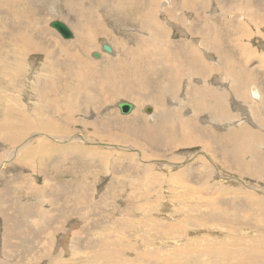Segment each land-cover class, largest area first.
I'll return each mask as SVG.
<instances>
[{
    "label": "rangeland",
    "instance_id": "obj_1",
    "mask_svg": "<svg viewBox=\"0 0 264 264\" xmlns=\"http://www.w3.org/2000/svg\"><path fill=\"white\" fill-rule=\"evenodd\" d=\"M3 1L9 9L0 8V51L7 53L0 68V264H264V159L254 161L264 155V0H114L120 10L111 16L94 4L100 0H79L80 17L67 18L51 10L53 0H17L16 8ZM131 4L139 11L152 8L148 21L160 27L140 28ZM89 8V25L95 19L103 32L97 28L85 39ZM55 19L71 27L72 38L50 27ZM27 22L34 23L32 31ZM77 33L83 43L74 44ZM17 34L31 37L37 50L24 55L15 48L11 36ZM198 37L206 51L193 44ZM40 40L52 55L46 56ZM101 42L113 51L101 49ZM218 45L226 46L222 60L213 51ZM141 46L149 48V58L139 55ZM128 47L135 59L122 55ZM91 48L100 58L86 55ZM191 51L198 54L196 63ZM157 56L168 68L155 65ZM80 59L95 71L89 81L82 79L79 93L72 85L63 92L69 83L65 61ZM177 72L175 85L170 81ZM218 77L226 88L214 84ZM39 82L44 89L36 98ZM109 88L128 92L107 100ZM83 92L97 96L95 109L79 100ZM68 97L70 114L63 104ZM234 98L243 111H234ZM41 100L62 109L54 115L49 108L38 111ZM119 101L133 103L134 111L121 113ZM218 101L230 109L232 121L214 123ZM124 119L128 128L121 127ZM157 132L161 147L148 142ZM233 146L242 171L233 156L223 155Z\"/></svg>",
    "mask_w": 264,
    "mask_h": 264
},
{
    "label": "bare ground",
    "instance_id": "obj_2",
    "mask_svg": "<svg viewBox=\"0 0 264 264\" xmlns=\"http://www.w3.org/2000/svg\"><path fill=\"white\" fill-rule=\"evenodd\" d=\"M7 1V0H6ZM10 1H12V6H14V8H16L17 7V3H18V1L17 0H10ZM9 1V2H10ZM92 1V0H91ZM95 1V0H94ZM38 3V2H37ZM78 3H79V0H53L52 1V5H55V8H56V11H59V5H62L63 7H64V9H65V13H66V15L64 16V18H67V15H77L78 17H80V14H79V8H78ZM89 3V2H88ZM6 4V3H5ZM5 4H4V1H3V3H0V8L4 5V7H7V5L5 6ZM81 4V3H80ZM96 6H100V4H101V1L98 3H94ZM103 5L105 6V3H103ZM91 6H92V3H91ZM9 7V6H8ZM7 7V8H8ZM24 7V6H23ZM79 7H81V6H79ZM86 7V6H85ZM13 7H12V9L11 10H13L14 9ZM2 9V8H1ZM9 9V8H8ZM18 9V8H17ZM21 9V8H20ZM10 10V11H11ZM15 10V9H14ZM22 10V9H21ZM21 10H20V12H21ZM93 10L94 9H92V8H89L88 9V11H86V16L85 15H83V16H85L83 19L85 20V22L83 23V25H88L86 28H84L83 30H82V35H83V37L85 38V39H89V38H91V36L95 33V31H97V28H99V30H98V32H100V33H102L103 32V25L102 24H100V23H98V22H94L95 21V19L93 20V23H91L90 25H89V23H90V20L92 19V18H94L93 17ZM0 11H2V10H0ZM7 11V10H6ZM5 11V13H7L8 14V12H6ZM16 11H18V10H16ZM15 11V12H16ZM26 11V10H25ZM70 11V12H69ZM83 11V10H82ZM106 13H107V15H110V14H112V13H114V15H115V13H116V11L114 10V9H111V8H109V9H107V10H104ZM13 12V11H12ZM85 13V12H84ZM89 13V14H88ZM97 13V12H96ZM9 15V14H8ZM7 15V16H8ZM97 15H99L98 13H97ZM102 15V14H101ZM16 16H21V14L20 13H16ZM15 16V14H14V18L16 17ZM100 16V15H99ZM111 16V15H110ZM117 16V15H116ZM103 17V16H102ZM178 17V16H177ZM213 17V16H212ZM263 17H264V14H261V16H260V21H264V19H263ZM13 18V17H12ZM108 18V17H107ZM115 18V17H114ZM16 19V18H15ZM98 19V18H97ZM113 19V18H112ZM116 19V18H115ZM259 19V18H258ZM99 20V19H98ZM105 20V19H104ZM114 20V19H113ZM167 20V19H166ZM10 21H11V19H10ZM19 21V20H18ZM92 21V20H91ZM99 21H101V20H99ZM115 21V20H114ZM232 21V20H231ZM6 22V21H5ZM32 22V21H31ZM169 22V21H168ZM167 22V23H168ZM240 21H238V23H239ZM26 23V22H25ZM25 23H24V25L23 26H25ZM28 23V25H27V27H28V29L30 30V29H32V28H35V27H31V26H33L34 25V23H33V25L31 24H29L30 22H27ZM96 25H95V24ZM232 23V22H231ZM230 23V24H231ZM244 23V22H243ZM258 23V22H257ZM13 24V23H12ZM16 24V23H15ZM15 24H14V26H15ZM50 24V23H49ZM171 23H169V25H170ZM247 24V23H246ZM18 25H20V24H18ZM239 25H241L240 23H239ZM22 26V27H23ZM91 26H93V29H90V27ZM244 26V25H243ZM11 27V26H10ZM21 27V26H20ZM25 28V27H24ZM244 29H245V27H243ZM21 29V28H20ZM114 29V31H116V33L117 32H121L122 30V28L121 27H114L113 28ZM182 29V28H181ZM203 29V28H202ZM35 30V29H34ZM34 30H33V32H34ZM20 31V30H19ZM30 31H32V30H30ZM38 31H42V29L41 28H38V30H37V27H36V32H38ZM196 32V31H195ZM203 32V31H202ZM208 32V31H207ZM244 32H245V30H244ZM31 33V32H30ZM30 33H29V35H30ZM204 33H206V32H204ZM39 34V33H38ZM186 34V33H185ZM11 35V34H10ZM41 35V34H40ZM96 35V34H95ZM16 36H18L20 39H19V41H18V39H17V37ZM72 36H73V34H72ZM72 38V37H71ZM264 38V37H263ZM11 39H12V43L14 42V44H15V48H17V49H19L20 48V50H24V52H25V54L24 55H29V54H31V52L33 51V50H37V48H36V45H35V42L34 41H32V38L31 37H29V36H27V35H25V36H20V35H14L13 36V38H12V36H11ZM45 41H46V39H44ZM44 40H43V42H42V40H40L41 41V43L44 45V44H46V45H48V42H44ZM69 40V39H68ZM261 40H262V38H261ZM21 41H22V45H21V47H18L17 45H19L20 43H21ZM83 41H84V39L83 38H79V36H78V33H77V37L75 38V40H74V44L75 43H83ZM259 41V40H258ZM11 42V41H10ZM194 42H195V45L196 46H198L199 48H203L204 49V51H206V49L204 48V47H202L201 46V42H200V38H198V39H196V40H194ZM64 43V42H63ZM264 43V42H263ZM7 44H9V43H7ZM11 44V43H10ZM38 44V43H37ZM86 44V43H85ZM78 45V44H77ZM260 45V44H259ZM66 46H68V44H67V42H66ZM82 46V45H81ZM80 46V47H81ZM84 46V45H83ZM264 46V45H263ZM8 47V46H7ZM177 47V46H176ZM195 47V46H194ZM84 47H82V48H80V50H82ZM66 49V48H65ZM70 49V48H69ZM74 49V48H73ZM101 49H105V50H107L108 51V53L110 54L112 51H113V49H112V47H110V46H108L107 45V43H103V42H101ZM5 49H3L2 51H0V53H2L3 51H4ZM39 50H41V49H39ZM175 50V49H174ZM170 51V50H169ZM204 51H203V53H204ZM88 53L90 52V50H88L87 51ZM172 52V51H171ZM170 52V53H171ZM173 53V52H172ZM176 53V52H175ZM116 54V53H115ZM114 54V55H115ZM174 54V53H173ZM47 55V54H46ZM169 55V54H168ZM175 55V54H174ZM204 55V54H203ZM205 55H206V57H209L208 55H209V53H207V52H205ZM76 55L75 54H72V57H75ZM117 56V55H116ZM52 57V56H51ZM71 57V58H72ZM93 57H95V58H98L99 57V54L98 53H93ZM210 58V57H209ZM211 59V58H210ZM63 61V60H62ZM15 62V61H14ZM66 62V64L68 65V66H66L67 68H66V74H65V76H66V78H67V80L69 81V83H68V85L67 86H65V87H63V89H62V91L63 92H65V91H67V90H70L71 91V88H69L68 86H71L72 85V90L74 89V90H76V91H78L77 93H79V91H82L83 90V87H82V79L84 78V77H86L87 76V81H89V79H90V77L92 76L90 73L92 72V71H95L93 68H91V67H87L86 66V62L84 61V60H82L81 59V63H80V65H81V71L80 72H72V70L75 68V63L77 62H75V63H71V62H67V61H65ZM29 63V62H28ZM61 65V64H60ZM97 65V64H96ZM31 66V65H30ZM33 70H35V69H33ZM141 72V71H140ZM240 72V71H239ZM99 73H101V72H99ZM60 75V74H59ZM139 75V74H138ZM230 75V74H229ZM139 77V76H138ZM60 78V77H59ZM70 79V80H69ZM134 79V78H133ZM243 79V78H242ZM76 80V81H75ZM245 80V79H244ZM40 81H41V79H40ZM46 81V80H45ZM49 81V80H48ZM42 83H44V82H39V84H40V86H38V87H43V84ZM66 83V82H65ZM65 83H64V85H65ZM89 83V82H88ZM126 83H127V80H126ZM220 83H224L225 85H227L226 84V81H224V82H221L220 81ZM50 84H51V82H50ZM84 84V83H83ZM128 84H129V82H128ZM127 84V85H128ZM46 85H49V84H47L46 83ZM59 85V84H58ZM63 85V86H64ZM223 85V84H222ZM37 86V85H36ZM54 86V85H53ZM85 86V85H84ZM186 86H187V84H186ZM252 86V85H251ZM86 87H87V85H86ZM255 87V86H254ZM258 87V86H257ZM92 88V87H91ZM143 88V87H142ZM251 88V87H250ZM93 89H94V87H93ZM139 89V88H138ZM257 89V88H256ZM51 90H53L52 89V87H51V89L49 90V91H51ZM142 89H140V91H141ZM40 91H42L43 92V90H40ZM40 91L38 92V94L40 93ZM45 91V90H44ZM97 91H99V87H98V90ZM143 91V90H142ZM145 91V90H144ZM218 91V90H217ZM251 91V94H252V97L255 99V100H258L259 101V94H258V92H257V90H255V88H252V90H250ZM58 92H59V90H58ZM62 92V93H63ZM100 92V91H99ZM73 93V92H72ZM84 93V92H83ZM81 94V96H80V101H86V102H89V103H91L92 105H94V108L96 107V104H97V102H96V100H95V94H91V96L92 97H90V96H85L84 94ZM92 93V92H91ZM250 93V92H249ZM65 94H67V93H65ZM251 94H250V96H251ZM42 94L40 93L39 94V97L41 96ZM156 95V94H155ZM55 96H56V94H55ZM123 96H125V95H123ZM51 97V96H50ZM63 97L65 98V96H64V93H63ZM77 97V94L75 95V98ZM150 98L148 99V100H150L151 99V94H150V96H149ZM152 97H153V95H152ZM56 98V97H55ZM58 98H59V96H58ZM64 98H63V100H64ZM123 98V97H122ZM69 99V97L67 98V99H65L64 101H63V104H65L68 108H70V111H69V113L68 114H70V112L72 111V110H74V106L72 105V104H67V103H65V101H67ZM59 100H61V99H59ZM147 100V101H148ZM155 100V99H154ZM47 100H45V102H43L42 100H41V104L39 105V108L40 109H43V110H48V108H49V110L51 109V114L52 115H54V114H56V113H58L59 112V110L60 109H62L61 108V104L60 105H58V107L60 108V109H58L57 107H56V105H48V103L46 102ZM56 101H58V100H56ZM77 102V101H76ZM119 102H121V101H119ZM118 102V103H119ZM127 102V101H126ZM80 103V102H79ZM118 103H117V107H118ZM153 103V102H152ZM151 103V104H152ZM150 104V105H151ZM154 105V104H153ZM141 106V105H140ZM148 107V106H147ZM119 108V107H118ZM146 108V107H145ZM144 107H143V110L145 109ZM153 109H155V112L157 111V107L155 106H153L152 107ZM78 109V108H77ZM76 109V110H77ZM134 109L135 108H133L132 110H131V112H133L134 111ZM68 111V110H67ZM154 111V110H153ZM54 112V113H53ZM75 113V111L73 112V114ZM152 113V112H151ZM106 114V113H105ZM127 114V113H126ZM132 114V113H131ZM131 114H129L130 116H131ZM147 115V114H146ZM6 116H8V114L6 115ZM16 116V115H15ZM20 116H24L25 117V115L24 114H20ZM69 116V115H68ZM150 116V115H149ZM19 117V116H18ZM20 118V119H18V120H21V123H23L24 122V119L23 118ZM56 117V116H55ZM70 117V116H69ZM8 119H9V117H8ZM14 119V118H13ZM11 120V119H10ZM27 120V119H26ZM137 120V119H136ZM16 121V120H15ZM125 121V120H124ZM105 123V122H104ZM8 125V124H7ZM54 125V124H53ZM111 125V124H110ZM113 125L114 124H112V127H113ZM55 126V125H54ZM50 127V126H49ZM56 128H58L57 126H55ZM14 129V128H13ZM24 129V128H23ZM50 129V128H49ZM59 129V128H58ZM51 130V129H50ZM262 131H264L263 129H262ZM9 132V131H8ZM12 133V132H11ZM6 134V133H5ZM8 134V133H7ZM160 133H158L157 132V138H156V142H152V143H156V144H159V145H161L162 144V140H161V138H159V137H161L160 135H159ZM6 137H8L9 138V134L6 136ZM14 138H18L17 137V135L14 137ZM23 138H25V137H23ZM9 139H13V135H11L10 134V138ZM77 140V139H76ZM6 141V140H5ZM246 141V140H245ZM63 146H65V145H63ZM18 146H16V147H9L7 150H9V151H12V150H14L15 148H17ZM68 148H70V146H68V147H66L65 149H68ZM257 158H260V156L259 157H257ZM263 173H262V177H263ZM262 251V250H261ZM260 253V252H259ZM226 255H228V254H226ZM228 258V257H227ZM253 258V257H252ZM156 259V258H155ZM154 259V260H155ZM170 259V258H169ZM157 260V259H156ZM254 260V259H253ZM167 263H170V262H165L164 264H167ZM16 264V263H15ZM176 264V263H175ZM178 264V263H177ZM224 264H228V263H224Z\"/></svg>",
    "mask_w": 264,
    "mask_h": 264
},
{
    "label": "crops",
    "instance_id": "obj_3",
    "mask_svg": "<svg viewBox=\"0 0 264 264\" xmlns=\"http://www.w3.org/2000/svg\"><path fill=\"white\" fill-rule=\"evenodd\" d=\"M101 1V4H100V6H97L98 8H101L102 10H107V9H109V8H111V9H114L116 12H118L119 10H120V7H119V5H118V3H116V2H114V0H112V1H110V0H105V6L103 5V0H100ZM192 1H194V0H192ZM191 1V2H192ZM126 0H125V4H126ZM133 2H134V0H133ZM195 2V1H194ZM194 2H192V3H194ZM97 3V2H96ZM198 3V2H197ZM115 4H117V5H115ZM120 4V3H119ZM134 5V4H133ZM133 5L131 4L130 5V11L132 12V14H134V16H133V19H134V21L137 23V25L140 27V28H148V29H156V28H158V27H160V25L161 24H158V25H156L155 24V22L154 21H148V20H150V16H152L153 15V12H155L152 8H150V9H147V10H143V11H139V9L138 8H133ZM52 7H54V9H51L52 11H55V12H63L64 11V16L66 15V13H65V9H64V7L62 6V5H59V11H56V8H55V5H52ZM127 7V6H126ZM136 11H138V12H136ZM70 12V11H69ZM79 13H80V15L82 14V11L81 10H79ZM136 13H137V15H136ZM181 16L183 15V14H180ZM65 23V22H64ZM67 24V23H66ZM68 25V24H67ZM68 27L71 29V27L68 25ZM120 27V26H119ZM230 28V27H229ZM184 29V28H183ZM140 30V29H139ZM185 30V29H184ZM231 30H232V27H231ZM230 30V31H231ZM71 31L73 32V30L71 29ZM160 32L161 33H163V31H162V29L160 28ZM151 33H153L156 37H158L159 38V36H160V34L158 33V32H152V30H151ZM231 33H232V31H231ZM195 35V34H194ZM199 38V37H198ZM51 39H53V38H51ZM148 40H146V43L148 44V42H147ZM194 41V40H193ZM200 42H202L201 41V37H200ZM237 43V42H236ZM193 44H195V42H193ZM21 45H22V42L19 44V46L18 47H21ZM197 45V44H196ZM45 46H47V47H49V45H46V44H44L43 45V49H44V51H45V54H49L48 56H50V55H52L53 54V52H51V51H49L48 52V48L47 47H45ZM112 47V46H111ZM226 47V46H225ZM225 47H222V46H220V45H218V46H216V48L215 49H213V51H215V53L216 54H221V55H218L220 58V60H222L223 59V57H225V56H227V55H223V51L225 50V52H227V50H226V48ZM242 47V45H240L239 43H237V48L238 49H240ZM136 48V47H135ZM139 49L137 50V52L139 53V55H150V51H147V50H149V48H147V47H144L143 48V46H141V47H138ZM147 49V50H146ZM193 49V48H192ZM90 50V52L92 53H97L96 52V50H93L92 48L91 49H89ZM195 50V49H194ZM42 51V50H41ZM81 52H83L84 53V48L81 50ZM89 52V53H90ZM88 52H86V55H88L89 54ZM2 54H3V52L2 53H0V59H1V62H0V68H2L3 69V63H6V59H7V55H5V54H7L6 52L3 54V58H2ZM80 54L81 53H79L78 54V60H79V58H80ZM85 54V53H84ZM115 54V53H114ZM46 55V56H47ZM122 55L123 56H125L126 57V59L127 58H131V59H135V51H130L129 50V47L128 48H125V49H123V51H122ZM149 55L147 56V58H149ZM188 55H189V57L193 60V62H195L196 63V61H197V58H198V54L196 53V52H194V51H191L190 53H188ZM86 58V57H85ZM99 58H100V55H99ZM155 59V61H154V63H155V65H156V63L157 62H159V63H161L165 68H168L167 67V65H165V64H163L162 62H161V58L159 57V56H157L156 58H154ZM77 60V62L75 63V68L72 70V72H80L81 71V65H80V63H81V61H78ZM81 60V59H80ZM14 61H16V59H14ZM78 62H79V65H77L78 64ZM101 63V62H100ZM187 63L188 64H186L185 66H186V72H188L187 74H189V75H192L193 73H194V70H193V65L191 64V62L190 61H187ZM184 64V63H183ZM183 64L181 65H179V67H182L183 68ZM192 65V69H190V67L189 66H191ZM86 66L88 67V63H86ZM223 66V65H222ZM91 68H93V67H91ZM200 68V67H199ZM94 69V68H93ZM201 70H204V69H202V68H200ZM101 70V73H102V69H100ZM198 73H199V75L200 76H202V77H206V74H205V72H204V74H203V72L202 71H197ZM183 74V73H182ZM179 77H180V74H178V72L177 73H175L174 74V77H173V79H172V81H170V82H172V83H174L175 85L177 84V82H178V80H179ZM222 77V76H221ZM221 77H218V78H216L215 79V81H214V84H217L219 87H221V88H226V86L227 85H225L224 83H220V81L221 82H224L223 81V79H221ZM224 78V77H223ZM239 82V81H238ZM125 84H126V82H125ZM223 84V85H222ZM44 88L43 87H36V91H35V93H34V96L36 97V98H39V94H38V92L40 91V90H43ZM115 88H109V91L108 92H106L107 93V95H106V98H107V100H111V98L112 99H116L118 96H121V93H123V92H128V90L126 91V90H124V89H118V92H117V89L116 90H114ZM169 90H171V89H169ZM115 91V92H114ZM120 91V92H119ZM2 94V93H1ZM85 96H90V97H92L91 96V94H87V93H83ZM221 92H217V91H212L211 92V95H213L214 96V98L215 99H219L220 98V96H221ZM2 96H6V93H4ZM95 98V100H96V102H97V104H98V100H97V96H95L94 97ZM158 98V97H157ZM158 100V99H157ZM235 100V101H234ZM159 101V100H158ZM83 103L85 104V108H87V107H89V106H92V104L91 103H89V102H86V101H83ZM118 103V102H117ZM117 103H116V106H117ZM97 104H96V107H97ZM39 105L40 104H36V107H37V109H38V111L39 110H42V111H45V110H43V109H40L39 108ZM232 105H233V108H234V111H237V113L241 110V111H243V108H244V105H242L240 102H239V100H237V99H233L232 100ZM95 107V108H96ZM145 107H147V106H145ZM144 107V108H145ZM213 107H215V108H217L218 109V114H215L214 116L216 117V118H218V119H216V118H213L214 119V123H216V124H219V123H221V122H223V121H225V122H228V121H232L235 117H231L230 116V109H227V107L225 106V105H223L221 102H217V103H215L214 105H213ZM95 108H93V109H95ZM146 109V108H145ZM217 111V110H216ZM156 112H158L159 114H163L164 112H160V109L157 107V111ZM158 114V115H159ZM156 117V116H155ZM154 117V118H155ZM245 118H247L248 119V122L250 121V117H249V115H248V113H246V116H245ZM125 120V119H124ZM124 120H121V123L124 125V126H121V127H124V128H128L129 127V119H126L125 121ZM236 121H238V120H235V122ZM234 125V123H232L231 122V124L229 125V127H232ZM126 126V127H125ZM215 126H217V127H221V128H223V129H225L226 128V126H223V125H215ZM131 129H132V131H131V133H133V134H136V133H141V131H140V129L138 128V127H136V128H134L133 129V127H131ZM154 130H155V127H154ZM143 132V131H142ZM156 138H157V136L155 135V136H153V137H150V139H149V143H152V142H156ZM226 139V138H225ZM153 144H155L156 146H158V147H161V145H159V144H156V143H153ZM233 148V151H230V152H228V151H224V153H223V155L225 156V153H227V155L228 156H233L234 158H235V160H236V164H238L239 165V167L237 168L238 170H240V171H242L243 170V168H241L242 166H241V163H240V161H239V159H238V156L240 157V155H238V153H237V149L235 148V146H233L232 147ZM259 156H260V158H256L254 161H257V162H260L262 159H264V155H262V154H260L259 153ZM263 164H261V163H259L260 165L259 166H264V161L262 162ZM255 166H256V164H254ZM253 165V166H254ZM258 166V167H259ZM257 167V168H258ZM256 169V168H255ZM247 170H249V168L247 169ZM251 170H254V168H252ZM259 172H262L263 174H264V172H263V168H261V171H259Z\"/></svg>",
    "mask_w": 264,
    "mask_h": 264
},
{
    "label": "water",
    "instance_id": "obj_4",
    "mask_svg": "<svg viewBox=\"0 0 264 264\" xmlns=\"http://www.w3.org/2000/svg\"><path fill=\"white\" fill-rule=\"evenodd\" d=\"M50 27L54 28L62 38L64 39H69L72 37V31L71 29L68 27V25L60 20H52L50 22ZM118 107L121 111V113H130L131 110L134 108V104L131 102H126V101H121L118 103ZM151 107H146L145 111L147 113L151 112Z\"/></svg>",
    "mask_w": 264,
    "mask_h": 264
}]
</instances>
